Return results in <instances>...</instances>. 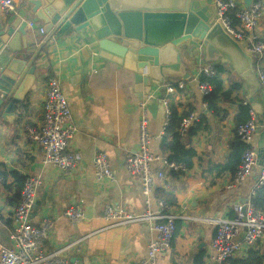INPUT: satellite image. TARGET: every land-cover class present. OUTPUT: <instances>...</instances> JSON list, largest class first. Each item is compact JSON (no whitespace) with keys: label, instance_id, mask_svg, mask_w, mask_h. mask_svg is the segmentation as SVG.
<instances>
[{"label":"crops","instance_id":"0c3cea01","mask_svg":"<svg viewBox=\"0 0 264 264\" xmlns=\"http://www.w3.org/2000/svg\"><path fill=\"white\" fill-rule=\"evenodd\" d=\"M14 1L13 13L21 19L15 30L20 35L16 44L19 51L0 46V71L8 58L23 55L28 65L37 67L40 77L37 89L31 90L25 100L9 103L4 100L0 105V243L12 247L13 210L20 200L25 178L37 176L42 185L31 223L39 225L45 216L53 221L54 231L45 241L46 249L53 250L82 239L64 255L70 264H134L146 257L148 246L155 238L151 224L137 222L107 228L103 209L111 205L134 215L146 212L142 183L127 171L125 161L138 151L143 110L147 112L154 136L152 153L168 159L163 151L167 136L164 100H167L179 117L194 114L196 119L190 132L180 140L194 153L192 167L179 173L160 162L154 165V169L165 173V184L156 187L155 198L166 200L173 212L184 217L177 220L170 249L160 256L159 264H211V244L217 228L203 219H234V207L248 202L259 174L257 167L249 178L229 188L234 175L222 171L237 148H255L258 153L262 148L264 94L256 72V59L233 53L207 62L203 45L190 42L180 49L184 70L190 79H167L159 87L154 85L147 102L141 103L136 98L134 67L129 60L120 65L112 57L102 56L96 44L82 34L68 33L53 38L43 35L41 29L46 25L31 12L29 1ZM254 1L263 6L257 31L264 37V0ZM9 17L0 11L3 23ZM24 21H29L30 27L22 35L19 30ZM201 65L222 69L223 88L230 96L219 99L216 109L209 108L206 96L200 91L198 69ZM49 78L59 80L77 126L68 152L79 155L81 163L71 177H64L46 165L41 147L27 135L29 127L38 129L42 123L45 85ZM180 82L184 87H179ZM168 86H173L175 91L168 93ZM242 107L249 108L248 116L251 118L253 113L258 124L249 143L241 141L235 131L242 122ZM100 152L108 156L115 174L113 182L95 179L93 161ZM69 206L83 210V221L73 224L64 217ZM151 210H157L153 201ZM243 235L242 230L240 240ZM249 257L251 264H264V235L255 247L234 257L230 264H247Z\"/></svg>","mask_w":264,"mask_h":264},{"label":"built area","instance_id":"2783aa9c","mask_svg":"<svg viewBox=\"0 0 264 264\" xmlns=\"http://www.w3.org/2000/svg\"><path fill=\"white\" fill-rule=\"evenodd\" d=\"M217 10L216 21L226 32L238 42H244L251 55L256 59V72L264 94V37L257 29L263 16V6L259 1H253L251 7L246 8L239 0H214ZM16 10L14 0H0V11L9 15ZM41 33L45 35L44 30ZM47 36V35H46ZM200 91L204 96L212 92L209 80L217 75L212 65H201L198 69ZM44 114L38 129L28 128L27 135L30 141L41 147L44 163L52 166L60 175L71 177L80 166L81 158L77 154L68 152L71 142L77 134V126L73 120L72 110L68 99L58 79L49 78L46 82ZM179 87H184L179 83ZM173 86L167 87L168 93H173ZM166 108L165 128L172 120V111L168 101L164 100ZM196 117L189 115L180 123L179 134L184 137L193 126ZM258 130L255 116L235 128L241 141L249 143ZM154 139L150 130L149 118L146 110L142 111L139 123L138 151L126 158L125 167L129 173L138 177L142 183L143 193L146 197L147 210L143 215H134L121 207L105 205L103 219L107 228L125 226L137 222L151 224L155 238L148 246L146 257L134 264H159V258L171 246L176 232V222L184 218L173 212L170 204L162 199L155 198V189L165 184V173L161 169H154L155 163H162L164 167L174 172H186L182 164L170 162L166 157L152 153L151 143ZM94 175L98 182L115 181V174L110 166L108 156L97 153L94 157ZM259 169L254 188L246 204H237L234 207V219H203L217 228L212 241L211 264H230V261L246 251L252 249L264 235V213L257 211L253 204V197L264 186V157L259 162V153L255 148H248L241 160L229 188L241 184L249 178L255 168ZM42 180L37 176L25 178L21 197L12 213V247H5L0 243V264H70L65 254L81 243L82 239L73 241L53 250L45 247V241L50 239L54 231V223L49 216H45L39 225L31 223V213L36 203L38 190ZM152 201L155 202L156 211L151 210ZM71 223L76 224L84 219L83 210L79 207L69 206L64 211ZM243 239H239L241 231Z\"/></svg>","mask_w":264,"mask_h":264},{"label":"water","instance_id":"95a60500","mask_svg":"<svg viewBox=\"0 0 264 264\" xmlns=\"http://www.w3.org/2000/svg\"><path fill=\"white\" fill-rule=\"evenodd\" d=\"M28 1L31 12L45 23L43 30L50 38L82 34L96 44L102 56L112 57L120 65L129 60L134 67L136 98L141 103L147 102L154 85L159 87L167 79H190L180 53L181 47L190 42L203 45L207 62L233 53L253 58L247 45L235 40L216 21L214 0ZM253 1L243 0V4L249 8ZM9 15L5 23L0 20V46L17 51L20 35L15 30L21 19L14 13ZM22 26L19 33L24 35L30 22L24 21ZM24 57L8 58L1 69L0 105L4 100L23 101L37 89L40 74ZM252 107L259 113L255 105ZM263 157L264 141L260 163Z\"/></svg>","mask_w":264,"mask_h":264},{"label":"trees","instance_id":"16d2710c","mask_svg":"<svg viewBox=\"0 0 264 264\" xmlns=\"http://www.w3.org/2000/svg\"><path fill=\"white\" fill-rule=\"evenodd\" d=\"M216 71V77L209 80V83L212 85L213 88L212 92L205 98V102L209 105V108L211 109H216L217 102L219 99H228L230 96V93L225 92L223 88L222 69L220 67H216ZM206 80L207 79L205 77H202L200 81L204 82ZM232 90H236V87H233ZM248 112L249 108L242 107L240 116L242 122H240V120L239 124L244 123L250 119V117L248 116ZM187 117L188 116L179 117L175 110L172 111V120L169 123V127H167V136L165 137L163 143V151L168 154V160L170 162L182 164L187 169H189L192 167V158L194 157V153L192 150H187L182 145L180 140L183 137L179 134L180 123ZM189 132L190 130L188 131V133ZM247 149L248 148L245 149L244 147H242L241 149L237 148L235 153L225 164L224 169L222 171H230L233 175H235L238 167L241 164L242 156ZM252 201L255 206V209L264 213V186L256 193ZM251 262V257H249V259L245 263L251 264Z\"/></svg>","mask_w":264,"mask_h":264}]
</instances>
